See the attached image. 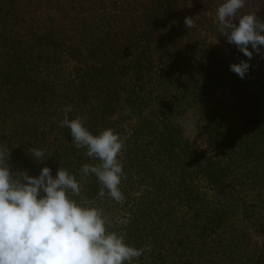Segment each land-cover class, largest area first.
Wrapping results in <instances>:
<instances>
[{
    "label": "trees",
    "instance_id": "obj_1",
    "mask_svg": "<svg viewBox=\"0 0 264 264\" xmlns=\"http://www.w3.org/2000/svg\"><path fill=\"white\" fill-rule=\"evenodd\" d=\"M222 2L0 0V145L10 169L35 177L49 167L55 177L63 167L81 179L80 167L96 163L59 126L66 105L93 134H119L134 119L126 165L149 186L128 223L107 229L144 250L137 264H264V58L253 53L244 79L229 70L248 58L219 30ZM241 13L264 22V0ZM186 109L204 116L206 151L176 121ZM29 148L48 160L37 164ZM100 187L84 178L81 196L98 206L109 198Z\"/></svg>",
    "mask_w": 264,
    "mask_h": 264
},
{
    "label": "clouds",
    "instance_id": "obj_2",
    "mask_svg": "<svg viewBox=\"0 0 264 264\" xmlns=\"http://www.w3.org/2000/svg\"><path fill=\"white\" fill-rule=\"evenodd\" d=\"M246 2L223 0L215 12L227 43L248 58L229 65L240 79L249 72L253 53L264 58V22L255 13H241ZM184 24L192 28L193 19L186 17ZM60 111L64 115L59 126L69 129L72 144L96 163L80 167L81 179L63 167L55 177L49 167L33 177L13 172L10 151L0 145V264H131L144 250L128 244L124 233L108 231L103 210L81 196L82 180L94 176L101 186L99 197L123 200L120 185L125 173L119 156L124 143L111 128L93 134L85 126L86 118H70L71 105ZM27 151L37 164L48 160L44 149Z\"/></svg>",
    "mask_w": 264,
    "mask_h": 264
},
{
    "label": "rangeland",
    "instance_id": "obj_3",
    "mask_svg": "<svg viewBox=\"0 0 264 264\" xmlns=\"http://www.w3.org/2000/svg\"><path fill=\"white\" fill-rule=\"evenodd\" d=\"M175 117L183 130L185 138L190 141L194 148L199 151H206L208 148L206 135L204 134L206 128L203 114L195 109H186L177 110ZM135 125L136 121L133 119L122 123L119 128V136L124 143V149L119 156L125 173L120 185L123 200L121 202H116L108 198L98 205L105 214L108 221L107 225L111 228L121 227L128 223L131 217L130 205L139 201V198L145 193L149 186L148 181L143 179L134 168H128L126 165L127 142ZM254 236L257 241H260V237L257 238L256 235ZM131 264L137 263L131 261Z\"/></svg>",
    "mask_w": 264,
    "mask_h": 264
}]
</instances>
